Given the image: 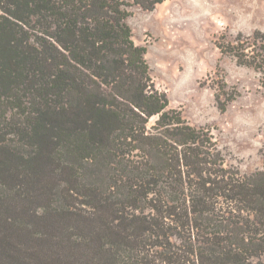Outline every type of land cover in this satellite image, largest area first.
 <instances>
[{
  "label": "trees",
  "instance_id": "trees-1",
  "mask_svg": "<svg viewBox=\"0 0 264 264\" xmlns=\"http://www.w3.org/2000/svg\"><path fill=\"white\" fill-rule=\"evenodd\" d=\"M161 2L0 0V264H264V148L157 88L128 18ZM223 39L264 87V31Z\"/></svg>",
  "mask_w": 264,
  "mask_h": 264
},
{
  "label": "rangeland",
  "instance_id": "rangeland-1",
  "mask_svg": "<svg viewBox=\"0 0 264 264\" xmlns=\"http://www.w3.org/2000/svg\"><path fill=\"white\" fill-rule=\"evenodd\" d=\"M128 22L157 88L195 125H209L244 173L262 168L264 87L261 74L225 55L218 42L264 31V0H163L132 3ZM224 106V110L219 108Z\"/></svg>",
  "mask_w": 264,
  "mask_h": 264
}]
</instances>
